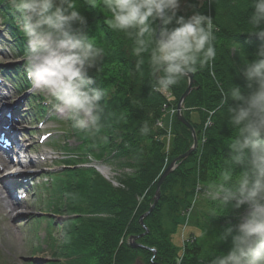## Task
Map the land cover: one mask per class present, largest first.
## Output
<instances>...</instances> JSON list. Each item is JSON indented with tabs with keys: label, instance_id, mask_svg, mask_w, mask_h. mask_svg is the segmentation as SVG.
<instances>
[{
	"label": "trees",
	"instance_id": "obj_1",
	"mask_svg": "<svg viewBox=\"0 0 264 264\" xmlns=\"http://www.w3.org/2000/svg\"><path fill=\"white\" fill-rule=\"evenodd\" d=\"M208 1V9L204 4L198 9L199 3L185 0L188 14L191 11L188 6L195 5L197 10L212 17L217 37L214 66L193 73L194 89L183 102L182 115L194 129L200 144L185 161L177 163L162 182L158 203L143 220L147 230L144 234L139 218L153 203L152 195L165 167L191 148V131L176 118L171 128L167 125L170 109L164 106L168 101L155 87L147 56L141 74L135 69L132 41L123 33L115 36L107 26L102 0H97L95 9L89 6L88 0H79L81 11L88 17L89 35L104 49V55L89 70L94 81L92 86L106 92L101 102L102 130L96 138H89L73 129L69 121L65 120L60 128L66 138L74 137L78 145L74 151L67 143L61 147L65 155L74 153L73 160L63 161L67 168L53 177L51 210L66 219L57 225L58 236L54 231L56 225L50 224L45 242L47 253H50L47 264H133L136 260L143 264H173L176 252L168 238L182 221L179 211L187 207L197 181L205 186L216 181L227 157V145L235 136V130L228 124V105L221 106L223 95L233 85L245 87L238 69L245 54L246 59L251 60L261 43L256 37L247 35L252 0ZM0 19L14 40L18 55L23 56L26 41L15 24L7 0H0ZM13 70L18 72L17 67ZM12 75L21 85L18 75ZM186 87L187 78L173 86L168 91L172 100L178 101ZM192 115L195 120L191 119ZM207 119L211 121L209 127L205 126ZM145 125L149 128L147 134L141 132ZM168 135L172 137L166 150ZM86 157L103 162L116 160L118 168L133 170L122 182L124 190L111 188L93 170L73 167L84 162ZM145 192L144 199L138 203ZM208 202L212 211L214 204ZM216 210V216L206 217L213 225L224 227L229 219L236 222V213ZM194 215L199 225V212ZM126 237H139L135 243L143 248H132L125 243L119 245ZM224 245L222 251H227L228 244ZM147 248L157 252L155 261H150L152 254ZM181 264H210V260L201 261L200 247L195 245L186 248Z\"/></svg>",
	"mask_w": 264,
	"mask_h": 264
},
{
	"label": "clouds",
	"instance_id": "obj_2",
	"mask_svg": "<svg viewBox=\"0 0 264 264\" xmlns=\"http://www.w3.org/2000/svg\"><path fill=\"white\" fill-rule=\"evenodd\" d=\"M92 9L97 0H88ZM26 41L25 60L33 86L44 93L52 110L89 138L102 130L101 102L106 92L93 87L89 70L104 49L88 33V17L79 0H7ZM107 26L132 41L135 69L142 74L145 55L155 87L168 92L189 74L211 69L217 58L211 16L185 0H102ZM249 37L261 43L238 69L245 87L233 85L223 95L228 124L235 136L215 182L198 194L222 212L236 213L235 223L216 236L227 251L210 264H264V0H252ZM0 19V29L3 28ZM141 132L147 134L145 125ZM243 209V211H239ZM229 214V215H230ZM229 215L225 216L228 217Z\"/></svg>",
	"mask_w": 264,
	"mask_h": 264
},
{
	"label": "rangeland",
	"instance_id": "obj_3",
	"mask_svg": "<svg viewBox=\"0 0 264 264\" xmlns=\"http://www.w3.org/2000/svg\"><path fill=\"white\" fill-rule=\"evenodd\" d=\"M194 3H199V5L197 4L198 9L201 8L202 7L201 5L203 4L206 6L207 9L209 8L208 0H205V1L204 0H194ZM185 12L186 13L189 12L186 6H185ZM111 31L113 34H115V36L118 35V32H115L113 30ZM1 36L4 37L5 42L10 41L8 36L5 35L4 33H2ZM7 46L9 45L7 44ZM0 52L2 53V55H0V65L1 66L13 67V66L20 65L21 63L24 62L22 59H12L11 56H9L10 50H8L7 47H5L2 50L0 49ZM186 78H187V85H188V77ZM192 78H193V74H192ZM193 85H194V79H193L191 91L194 89ZM36 93L37 94L40 93V95H42V97L45 99V102H43V104L44 105L46 104L49 107L48 110H49V113L51 114L52 119L47 125H45L44 131L38 132V130L36 131L35 128L32 127V129L35 130L36 132L30 137L26 136L30 138L29 151L32 153L30 157L33 159L34 162L35 161L37 162L39 161L41 154L44 151H47L53 154L52 155L53 159L56 157L57 158L56 160L61 159L62 161H65L66 156L64 154H61V152L63 151L61 147L65 146V144L67 143L69 149L74 151L77 148L78 142L74 137L69 135L68 138H66L64 137L65 135H62L59 132L60 128H63V123L65 119L61 118L58 114H56L52 110L50 104L48 103L47 96L41 91H39L38 88L34 92V95H36ZM162 93L164 94L165 97L169 98L167 99L168 102L166 103L168 105L164 106V109H167V110L170 109L169 120L172 124L174 118L177 117L178 113L182 115V112L184 111L183 103L181 105V108H178L179 100L178 101L172 100L173 98L172 96H170L168 92H162ZM22 109L23 110L27 109L26 105H24ZM191 119L195 120L196 117L192 115ZM210 125H211V121L207 119L205 126L209 127ZM46 132H51L52 137H53L52 139L55 140V144H50V142H48L46 146H41L37 143L40 133H46ZM194 136L196 138L195 131H194ZM171 137L172 136H169V137H166L165 139V144L167 146L166 150H168L170 147ZM191 137H192V142H193L192 132H191ZM203 142L204 141L201 140L202 144ZM196 143L197 145L194 151L198 149V144H200L198 143L197 138H196ZM73 154L74 153H72V155ZM71 156L70 158H68V160L66 159V161L73 160ZM60 164L63 165V162ZM117 164L118 163L116 160H109L108 162L106 161L105 163L97 164L96 166H102V167L97 168L99 172H96V171L94 172L97 173L98 176H100L111 188L116 189V190H124V185L122 184V182L124 181V179L130 177L133 170L129 168H125V167L118 168L116 166ZM56 165L57 164L53 162H47V163L44 162L41 164L38 163L37 166L35 167V173L31 175V176H36L35 178L33 177V180H35L36 185L38 184L42 185V182L44 181L42 179L43 176H41L42 173L50 172V170H53ZM176 166H177V163L175 165V168ZM79 167H81V165ZM55 169L57 170V168ZM26 178L28 179L29 177H26ZM197 184L201 185V192L203 191V187L205 185L200 184L197 181L195 186L193 187L192 194L190 196L191 197L190 202L188 203L186 208L184 209L182 208L179 211L180 218L182 219L180 225H178L175 232L171 234V236L168 238L171 248L176 252V256L174 257L173 264L182 263V260L185 257V250L188 247L190 248V246L195 247V245H197L200 247V260L201 261L211 260V258L214 255L218 254L220 251H222L225 248L224 244H218V245L216 244V236L220 231H222L223 227L221 226L219 227L218 224H217L218 226L216 224L213 225V223H210L206 218L208 216L211 217V216L217 215L216 207L213 206L212 211L210 210L211 208L209 209L208 199L205 198L203 195L198 194L197 192ZM5 192H6L5 189H3L0 185V264H31V263L47 264V261H49L50 259V253L46 252L48 248H45L43 246L42 249L44 250V252L32 253L31 248L29 247L31 242L34 243V245H37V246L39 245L38 241L35 239H32L31 242L29 241L30 235L33 231L32 230L30 232L28 231L30 229H28L29 225L27 226V223L31 222L32 218L41 217V213L39 211L40 210L42 211L43 207L40 205V199H39L40 193L37 192L36 196L35 195L30 196L28 198V201L26 202L16 201V204L13 205L12 201L14 199L12 198V195L8 193L9 197H7V193ZM155 192H156V188L152 195L153 199L155 196ZM145 194L146 192L143 194L142 197L138 198V203H141V201L145 197ZM5 211L7 212L12 211L11 217H5L6 215ZM16 211H19V212L21 211L22 213L19 216H16V213H15ZM197 211L200 214L201 223L199 222V225H197V222L195 220L196 215H194ZM61 220L62 218L61 219L57 217L54 218L55 223H58ZM38 226H39V223L35 222L34 224H32V229H35ZM141 226L145 229L144 225H141ZM43 227H44V224L41 225L40 236H43L45 234V232L43 231ZM56 231L57 232L55 233V236H58L57 233H60V232H58L59 231L58 229ZM144 234H147L146 229H145ZM144 234H142L141 236H143ZM137 239H139V237ZM136 240H133L132 238H129V237L128 238L126 237L125 239L122 238L119 242V245H122L123 243H125L126 245L132 248L134 247V245H137L134 248L141 247L140 244L135 243ZM147 249L152 254V256L150 257V261H155L157 252L153 248H150V249L147 248ZM153 263L161 264L159 262H153ZM133 264H143V262L140 260H136L135 263Z\"/></svg>",
	"mask_w": 264,
	"mask_h": 264
},
{
	"label": "water",
	"instance_id": "obj_4",
	"mask_svg": "<svg viewBox=\"0 0 264 264\" xmlns=\"http://www.w3.org/2000/svg\"><path fill=\"white\" fill-rule=\"evenodd\" d=\"M188 85L187 88L185 90V92L183 93V95L180 97L179 102H178V108H181L182 103L184 102L185 98L188 96V94L191 91L192 88V84H193V78H192V74H189L188 76ZM176 119L182 123L183 125H185L186 127H188L190 129V131L192 132V136H193V145L192 147L183 155L175 158L167 167L166 169L163 171L162 175L160 176V179L157 182L156 185V192H155V196L153 199V204L150 206L148 212H146L142 217L139 218V223L141 225H143V218H145L146 216H148V214H150V212L154 209V207L156 206L159 197H160V186L162 184V182L164 181V179L172 172V170L175 168L176 163L179 162H183L185 161L195 150L196 148V138L194 136V129L188 124V122L182 117V115L180 113L177 114ZM138 237H133V240H136Z\"/></svg>",
	"mask_w": 264,
	"mask_h": 264
},
{
	"label": "bare ground",
	"instance_id": "obj_5",
	"mask_svg": "<svg viewBox=\"0 0 264 264\" xmlns=\"http://www.w3.org/2000/svg\"><path fill=\"white\" fill-rule=\"evenodd\" d=\"M21 104H22V103H21ZM26 110L29 111L30 109L27 108ZM8 163H9L8 160H6V161L4 162V164H2V169H4V168H6V169L1 170V171H8V170H10V169L8 168ZM11 163H12V162H11ZM24 163H27V162L18 159L16 165H17V166H22ZM1 171H0V172H1ZM5 174H7V173H4V172L1 173V174H0V179H3V178L5 177V176H4ZM7 216H9L8 213H7Z\"/></svg>",
	"mask_w": 264,
	"mask_h": 264
}]
</instances>
